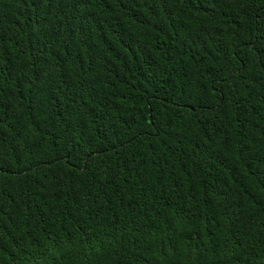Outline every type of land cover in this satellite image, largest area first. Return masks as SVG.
I'll return each instance as SVG.
<instances>
[{"label":"trees","instance_id":"16d2710c","mask_svg":"<svg viewBox=\"0 0 264 264\" xmlns=\"http://www.w3.org/2000/svg\"><path fill=\"white\" fill-rule=\"evenodd\" d=\"M0 264H264V0H0Z\"/></svg>","mask_w":264,"mask_h":264},{"label":"water","instance_id":"95a60500","mask_svg":"<svg viewBox=\"0 0 264 264\" xmlns=\"http://www.w3.org/2000/svg\"><path fill=\"white\" fill-rule=\"evenodd\" d=\"M68 158V156L66 155V159Z\"/></svg>","mask_w":264,"mask_h":264}]
</instances>
